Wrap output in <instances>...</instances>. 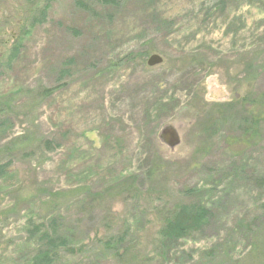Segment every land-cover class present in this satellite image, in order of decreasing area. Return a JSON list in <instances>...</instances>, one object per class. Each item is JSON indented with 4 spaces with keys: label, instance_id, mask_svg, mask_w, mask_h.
Returning <instances> with one entry per match:
<instances>
[{
    "label": "rangeland",
    "instance_id": "1",
    "mask_svg": "<svg viewBox=\"0 0 264 264\" xmlns=\"http://www.w3.org/2000/svg\"><path fill=\"white\" fill-rule=\"evenodd\" d=\"M18 2L33 14L0 69V264H26L29 220L54 216L73 251L53 264H264V0ZM183 203L207 226L161 241Z\"/></svg>",
    "mask_w": 264,
    "mask_h": 264
},
{
    "label": "trees",
    "instance_id": "2",
    "mask_svg": "<svg viewBox=\"0 0 264 264\" xmlns=\"http://www.w3.org/2000/svg\"><path fill=\"white\" fill-rule=\"evenodd\" d=\"M104 5H115L117 0H96ZM44 15V14H43ZM37 22V21H34ZM48 95L51 89H39L37 93ZM2 147V146H1ZM0 147V154H9L10 147ZM10 163L0 162V178L8 171ZM210 211L196 203L177 204L170 208L162 217L161 225L157 231L161 241L172 242L185 239L200 233L210 220ZM57 218L51 217L47 222L29 220L26 231L33 238L34 249L26 264H53L62 251L72 252L69 238L62 233ZM124 233L119 235L118 241L123 239ZM117 242V241H115ZM106 244H110L108 241ZM132 261L135 256L131 257Z\"/></svg>",
    "mask_w": 264,
    "mask_h": 264
},
{
    "label": "flooded vegetation",
    "instance_id": "3",
    "mask_svg": "<svg viewBox=\"0 0 264 264\" xmlns=\"http://www.w3.org/2000/svg\"><path fill=\"white\" fill-rule=\"evenodd\" d=\"M32 1V0H29ZM27 3V0H23ZM18 0H0V69L14 66L18 60L20 50V32L18 30L19 19L17 13L25 12L31 15V9H21ZM46 6L42 15H37V20L42 22ZM34 12V11H33ZM32 17V16H29Z\"/></svg>",
    "mask_w": 264,
    "mask_h": 264
},
{
    "label": "water",
    "instance_id": "4",
    "mask_svg": "<svg viewBox=\"0 0 264 264\" xmlns=\"http://www.w3.org/2000/svg\"><path fill=\"white\" fill-rule=\"evenodd\" d=\"M162 62V57L158 54H151L146 59L147 66L157 65ZM161 137L166 141L170 146H175L179 143L176 131L169 125L163 127L160 131Z\"/></svg>",
    "mask_w": 264,
    "mask_h": 264
}]
</instances>
